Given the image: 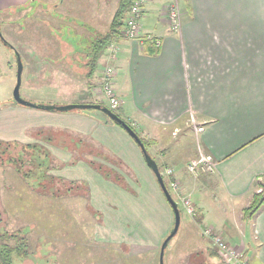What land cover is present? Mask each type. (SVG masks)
<instances>
[{
    "label": "crops",
    "instance_id": "obj_1",
    "mask_svg": "<svg viewBox=\"0 0 264 264\" xmlns=\"http://www.w3.org/2000/svg\"><path fill=\"white\" fill-rule=\"evenodd\" d=\"M32 2L0 0V17L6 9ZM171 5L180 11L179 31L170 27L165 15ZM141 25L143 39L117 41L114 66L118 72L115 90L123 104L120 117L155 142L149 152L157 154L163 167H179L185 157L191 160L202 153L216 164L213 175L188 181L197 215L183 216L179 232L182 229L190 237L199 262L207 255L205 263L210 256L213 264H225L202 235L201 228L209 226L241 249L248 264H264V206L252 220H245L243 214L255 183L264 177V0H148ZM155 39L160 45L149 53L148 45L152 47ZM71 44L59 39L61 57L54 58L55 63L65 59L71 72L87 70L88 58L81 50L86 47L78 43L77 50ZM30 57L25 68L37 72L46 65V59H38L37 54ZM107 64L105 51L93 78H100ZM4 82L0 81V141L14 143L8 151L22 154L28 151L22 145L39 144L55 158L51 163L77 160L76 166L86 170V177L68 173L69 166L56 172L68 180L84 177L93 182L89 181L91 200L103 222L97 225V245L130 248L133 253L136 248L141 253V247L161 248L174 226V213L133 138L132 142L121 126L98 112L95 120L83 113L63 114L15 104ZM75 88L78 92L69 96L76 95L62 104L87 103V92L80 91L79 84ZM97 99L106 103L103 97ZM181 132L183 140L172 155L167 154L166 139ZM87 138L97 155V169L74 148ZM7 153L3 159L10 158ZM176 175L180 181L186 177L182 170ZM37 183V178L17 173L12 164H0V230L28 232L37 226L41 198ZM142 183L152 189L149 200L133 205L140 201ZM42 209L47 216L46 208Z\"/></svg>",
    "mask_w": 264,
    "mask_h": 264
},
{
    "label": "rangeland",
    "instance_id": "obj_2",
    "mask_svg": "<svg viewBox=\"0 0 264 264\" xmlns=\"http://www.w3.org/2000/svg\"><path fill=\"white\" fill-rule=\"evenodd\" d=\"M118 1L119 0H33V2L27 6L17 8L14 11H10V13L8 12L1 15L0 29L2 37L9 43L4 47V42L0 37V48L4 50L1 51L0 49V81H5L4 89L6 90V94L8 93V96H13L14 88L17 84V53L20 55L23 65L24 62L28 64L29 58H31L30 56L35 53L38 59H46L47 61L45 60L46 65L41 66L39 68L40 71L37 70V72L31 71V69H29L30 67L23 68L21 95L24 99L33 103L65 105L62 104V102H68L76 95L73 94L69 96L73 92H78L75 86L79 84L80 91L91 94L93 97L92 102H101V100L97 99V97H101L97 95L98 89H100L101 86L100 78H96V76L92 78V87L89 89V85L86 83L84 77L81 78V76L77 75L74 71H70L67 60L59 59V65H57L54 58L57 59L61 57L59 53L60 50L57 52L59 49H57L59 39L72 43V46H77L78 43H80L82 46L87 47L92 42L96 41L97 38L106 34L117 10ZM120 38L122 37L120 36ZM107 48L105 50L106 52ZM112 65L114 66V62ZM36 68L37 67H34V69ZM115 71L116 76L114 80L116 82L118 73L116 68ZM106 105L109 106L108 103H106ZM81 111V113H83L82 115L95 120H97V112L100 115L102 114L100 111L94 109ZM117 112L119 114L120 110ZM130 125H132L134 129H137V126L133 124ZM115 126L121 128L118 125ZM121 130L124 129L121 128ZM138 131L140 132V130H137V133H139ZM181 134H183V132L176 137H168V139H166V144L169 146L166 151L167 154L172 155L175 151L174 147H177L178 142L183 140L184 137H182ZM87 139L79 142L82 146L77 144L74 148H76V151H80V155L77 153L78 156L91 162L90 167H92L93 164L97 167L96 152H94L92 147V141L89 138ZM144 139L149 144L150 149L154 148L155 142H153L151 138ZM130 140L133 142L132 138H130ZM90 149H93V151L90 152ZM154 154L156 159L157 154L153 151L152 155L154 156ZM203 155V153L200 154V156ZM7 156H15L18 159L24 160V170L29 171L32 169L28 176L29 179L33 180V178H38L40 182L44 180L43 184L46 188V197H44L46 200H43V202L41 201L42 198L39 200L43 208H46V210L50 209L53 212V214H51L52 217H49L48 214L46 216L44 211L40 213L37 219V228L35 227L32 231L27 233L30 238L31 256L26 258L15 256V263L160 264L161 248L152 250L150 248L141 247L140 249L143 250L141 253H137V248L134 249L133 253L130 248H128V250H123L121 248L114 249L111 245H97V225H103V222L97 212V207L91 200L90 189L92 185L90 183L93 182L89 178L87 180L84 177L80 181L78 179L68 180L58 176L56 172L59 167L63 168L69 166L70 168H66L68 173L75 175L83 173L85 176L86 170H84V168L79 169L76 166L78 163L76 162L77 160H72L64 164L58 161V163H51L56 160L48 151L43 154L37 152L35 157L23 155V153L20 154V152L16 151H8ZM200 156L191 160L185 157V159H183L184 163L179 167H175L171 164H167L163 167L162 164L160 165L158 163L163 167V173L168 170L173 171L171 176L165 175L164 179L165 182L169 184V187H167L173 198L179 204L182 218L183 216H189L191 219L197 215V208L190 189L192 184L188 181H201V178L205 176L209 177L215 172L206 171L202 168L196 169L195 171L193 170V172L189 169L190 164L198 161ZM75 166L77 168H74ZM177 170H182L185 174L184 176L186 177L182 180L185 181V184L178 180L176 175ZM173 184H178V191L174 190ZM140 185L142 187V196L140 197V201L131 202L133 205H137L134 204V202L138 204L146 203L152 192L149 184L142 183ZM95 191H97V189H95ZM258 191L260 192L261 190ZM183 198L191 199L196 213L195 216L189 215L184 209L182 205ZM229 218L232 219L231 217ZM253 218L244 219L252 220ZM2 222L0 218L1 225H3ZM206 228H209V226H203L201 228L204 237H207L204 234V229ZM213 229L217 232L215 228ZM4 231L6 230H0V242L6 241L4 239L5 237H2L5 233ZM12 232L9 231V234ZM217 234L225 243L234 248L236 253L241 255V259L245 264H248L249 259L241 249L229 244L221 233L218 232ZM185 236L186 235L183 234L181 229L179 234L172 239L170 245L166 249L165 264H213V258L210 256H208V263L204 262L206 261L207 255H205L206 258L203 262H199L197 260V253L193 252V248H191L190 237ZM11 244L13 243L11 242ZM212 250L219 254L218 248L213 244ZM204 251L205 250H203V252ZM224 263L227 264L225 261Z\"/></svg>",
    "mask_w": 264,
    "mask_h": 264
},
{
    "label": "trees",
    "instance_id": "obj_3",
    "mask_svg": "<svg viewBox=\"0 0 264 264\" xmlns=\"http://www.w3.org/2000/svg\"><path fill=\"white\" fill-rule=\"evenodd\" d=\"M136 1L137 0H119L117 10L113 16V19H112L111 25L108 29V32H106V34H104L103 36L97 38V40L92 42L88 47L81 49L82 51H84L86 53V56L88 58V64L86 67L87 70H84L85 71L84 72V71L76 70V68H75L74 72L77 73V75H80L82 77L83 76L87 77V79L89 80L87 82L89 85V89H91V87H92V78H93V75L97 69V64H98L101 56L103 55V53L105 52L106 48L108 47V45L110 43L117 42L120 39V34L122 32L124 20L126 19L130 9L132 8V6L134 5V3ZM16 9L17 8L6 9V10L1 12V15L8 13V12L10 13V11H14ZM0 27H1V23H0ZM1 39L4 43L9 44L6 40H4V38L1 37ZM146 43L149 44L151 42L148 41ZM148 47L150 49L149 53L156 52L157 46H156L155 41L152 42V47L150 46V44L148 45ZM73 48L80 50V47H78L76 45H73ZM76 65L84 68V66L82 64L76 63ZM87 95L89 97V98H87V100H88L87 103L100 104L101 106H107L106 103H104L102 101L101 102L97 101V103L92 102L91 94H87ZM13 102L15 104H18V103H16V101L14 99H13ZM37 104L44 107V108H39V110L49 111L46 106H49L51 103H37ZM55 106L59 107V106H63V105L55 104ZM50 111L61 112V113H68V112L81 113L82 112L81 110H78V109L65 110V111H61V110L56 109V110H50ZM115 113L118 114V112H115ZM103 115L110 121V123H112V124L114 123L115 125L119 126V124L117 122L113 121L112 119L107 117L105 114H103ZM128 124H130V123H128ZM139 136H140V134H139ZM140 137L143 140V142L145 143L147 150L149 152V149H150L149 144L146 142V140L144 138H142V136H140ZM13 144L14 143L0 141V164L7 163V162L9 164H12L13 167L15 168V170L21 176L28 178L29 173L32 171V169H30L29 171L24 170V168H23V167H25L24 160L18 159L15 156H12L8 159L2 158L4 156V154L6 155L8 150H10L9 148H11ZM22 148L28 150V151L26 150L27 152L23 153V155L24 154L25 155H31L34 157H35L37 152L39 154H43L45 152V148H43L39 144L22 145ZM149 156L151 158V161L153 162V166L149 165L150 170L152 171L153 168H155V169H158L160 172L163 173V171H164L163 167L158 164L157 160L155 159V157L150 152H149ZM93 167L97 169V167L94 166V164H93ZM37 180H38V188L41 189L38 192L40 194V197L42 198L41 201L43 202V200H44L43 195L46 196V193H45L46 188H45V185L43 184L44 180L42 182H40V180L38 178H37ZM166 183H167V186L169 187L168 182H166ZM258 190H261V191L259 192ZM41 198H39V199H41ZM39 202H40V200L38 201V206H37L38 217L40 216L41 212L43 213L42 203L40 202V204H39ZM263 206H264V177L262 179H260L259 181H257L254 185V193L252 196L251 203L247 208H245L243 210L244 218L245 219L246 218H249V219L253 218L261 210V208ZM49 211H51V210L47 209V214L50 217L51 214ZM181 214H182V212H181ZM36 228H37V226H36ZM4 232L5 233L2 237L3 238L5 237L4 239L6 241L0 242V264H19V263H15V261H14L15 256H17L19 258H26V257L31 256L30 238L27 234V233H29V231L26 232L23 230H18L16 232H12L10 234H9V232H6V231H4ZM11 242L13 244H11Z\"/></svg>",
    "mask_w": 264,
    "mask_h": 264
},
{
    "label": "built area",
    "instance_id": "obj_4",
    "mask_svg": "<svg viewBox=\"0 0 264 264\" xmlns=\"http://www.w3.org/2000/svg\"><path fill=\"white\" fill-rule=\"evenodd\" d=\"M148 3V0H137L132 8L130 9L126 19L124 20V25L122 28V32L120 36L124 39L128 40H141L143 39L142 30H141V20L143 18V15L146 11V5ZM165 15L169 21V25L174 31H179L181 28V15L178 7L176 5H171L165 10ZM147 39L153 40L151 36L147 37ZM156 46L160 45V40L155 39ZM119 53V47L117 46V42H112L108 45L107 48V57H108V64L106 65L104 71L102 72L100 76V89H98V96H101L105 98L106 103L109 104V108L117 112L122 107V101L119 98V96L116 94V91L114 89L115 87V76L116 71L114 66L112 65L115 59L117 58ZM203 169L206 171H215L216 164L214 159L209 155H203L200 156L198 161L193 162L190 164L189 169L191 171H195L196 169ZM193 171V172H194ZM163 174V177L165 175L171 176L173 174L172 170H168ZM174 190L178 191V184H173ZM182 205L184 209L188 212L189 215L195 216V209L194 205L190 198H183L182 199ZM213 227H209L204 229V234L207 236L211 243L216 246L219 250V254L221 258L227 263V264H245V262L241 259V255L236 253L234 248L229 246L227 243L223 241V239L217 234Z\"/></svg>",
    "mask_w": 264,
    "mask_h": 264
},
{
    "label": "water",
    "instance_id": "obj_5",
    "mask_svg": "<svg viewBox=\"0 0 264 264\" xmlns=\"http://www.w3.org/2000/svg\"><path fill=\"white\" fill-rule=\"evenodd\" d=\"M0 37H2L1 29H0ZM17 58H18V73H17V84H16V86L14 88V92H13L14 100L16 101V103H18L19 105H22V106L31 107V108H35V109L44 108L43 106H40L37 103L30 102V101H28L22 97L21 86H22V77H23L24 65H23L21 57L18 53H17ZM46 107L49 111L50 110H56V109L61 110V111L74 110V109H78V110L94 109V110L102 112L107 117H109L113 121L117 122L119 124V126H121L131 136V138H133V140L136 142V144L141 149L148 166L149 165L153 166V162L151 161L147 147H146L145 143L143 142V140L141 139V137L139 136V134L137 133V131H135V129L130 124H128V122L126 120L121 118L117 113L112 111L108 106H101L100 104L86 103V104H69V105H63V106H59V107H56L55 105L51 104V105L46 106ZM152 171H153V173L157 179V182H158L167 202L171 206L173 213H174V226H173L170 234L168 235V237L162 243L161 251H160V264H165L166 249L168 248L172 239L174 237H176L179 233V230H180V227L182 224V215H181V209L179 207V204L173 198L170 190L168 189L162 172H160L158 169H155V168H153Z\"/></svg>",
    "mask_w": 264,
    "mask_h": 264
}]
</instances>
